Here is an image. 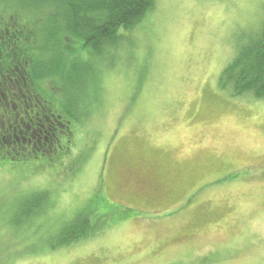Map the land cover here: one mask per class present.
I'll list each match as a JSON object with an SVG mask.
<instances>
[{
	"label": "rangeland",
	"instance_id": "rangeland-1",
	"mask_svg": "<svg viewBox=\"0 0 264 264\" xmlns=\"http://www.w3.org/2000/svg\"><path fill=\"white\" fill-rule=\"evenodd\" d=\"M263 17L264 0H156L84 88L41 58L38 96L79 119L54 154L0 162V264H264V100L219 85ZM78 215L92 228L58 244Z\"/></svg>",
	"mask_w": 264,
	"mask_h": 264
},
{
	"label": "trees",
	"instance_id": "trees-1",
	"mask_svg": "<svg viewBox=\"0 0 264 264\" xmlns=\"http://www.w3.org/2000/svg\"><path fill=\"white\" fill-rule=\"evenodd\" d=\"M155 1L0 0V162L49 156L62 148L64 141L67 145L72 141V122L79 119V113L71 108L63 114L54 112L39 97L35 83L52 76L40 66L41 58L54 63L50 69L54 73L58 62L62 71L65 66L67 72L80 70L79 85L84 88L93 76L92 58H103L109 49L118 50L129 39L127 32L139 25ZM22 11L34 15L33 20L20 19ZM25 28L34 35L29 43L23 37ZM35 36L43 42L38 45ZM34 48L47 56H35ZM219 85L233 95L250 94L264 100V17L259 30L238 46L219 77ZM49 203L46 190L25 196L19 210L23 219L17 223L33 224ZM74 222L61 230L58 244H68L92 228L81 215Z\"/></svg>",
	"mask_w": 264,
	"mask_h": 264
}]
</instances>
